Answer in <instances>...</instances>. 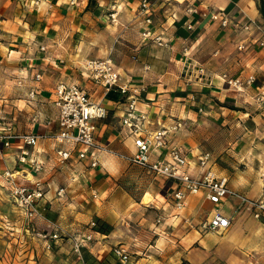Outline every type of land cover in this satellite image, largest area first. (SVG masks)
Wrapping results in <instances>:
<instances>
[{
  "label": "crops",
  "instance_id": "obj_1",
  "mask_svg": "<svg viewBox=\"0 0 264 264\" xmlns=\"http://www.w3.org/2000/svg\"><path fill=\"white\" fill-rule=\"evenodd\" d=\"M72 1L40 0L35 6L33 0H0V131L38 134L37 143L27 148L30 158L43 166L32 172L17 164L21 138L11 139L8 146L0 143L1 198L9 200L1 175L6 168L25 169L29 177L40 179L48 205L45 218L25 219L9 201L26 223L39 225L37 230L49 231L54 221L92 231L94 238L84 250L88 264H121L112 251L117 244L130 251L124 264L264 261L259 252L264 249V223L250 208L234 214L235 197L227 196L219 205L232 216L231 225L222 231L202 230L199 224L215 207L203 193L190 195L174 216L169 193L177 182L108 151L132 148L121 125L124 96L105 92L82 64L85 58L111 57L124 79L144 88L138 107L146 111L151 128L184 122L171 140L188 154L191 173L201 172L197 156L208 151V166L226 175L231 189L256 197L264 186V105L253 97L264 91V0H149L150 24L140 12L141 0ZM113 10L115 21L109 16ZM223 17L228 24H222ZM147 26L170 46L143 40L140 31ZM184 47L194 62L205 66L202 80L188 83L183 76ZM221 73L253 74L255 82L234 91L219 78ZM59 82H77L91 100L107 108L94 131L95 143L107 151L91 150L82 159L74 152L64 164L59 162L57 150L71 147L54 139L59 130L54 104ZM92 154L98 157L96 166L90 165ZM61 186L66 194L59 197L56 190ZM92 219L97 223L93 228L88 224ZM41 243L43 247L33 243L37 259L31 264H81L65 240L51 241L50 248L46 238Z\"/></svg>",
  "mask_w": 264,
  "mask_h": 264
},
{
  "label": "built area",
  "instance_id": "obj_2",
  "mask_svg": "<svg viewBox=\"0 0 264 264\" xmlns=\"http://www.w3.org/2000/svg\"><path fill=\"white\" fill-rule=\"evenodd\" d=\"M33 3L37 6L40 0H33ZM139 9L145 15L144 22L150 24L151 4L149 0H141ZM187 11H192V9L188 8ZM109 16L112 21H115L116 11H111ZM212 17L216 18L217 15L213 14ZM221 22L226 25L229 20L223 17ZM188 27H190L189 24ZM248 27L249 25H245V28ZM140 35L143 40H151L158 46H170L168 39L162 34H155L149 26L144 27L140 31ZM41 49L44 47L41 46ZM186 52L187 48L184 47L183 76L188 83L202 80L203 77L207 76L205 66L194 62ZM82 64L92 80L101 84L105 92L116 91L124 96L125 106L121 116V125L122 129L125 130L126 138H130L132 141V148L129 152H118L108 150L104 146H98L94 138L96 120L106 117L107 108L102 103L91 100L88 92L77 82H59L55 86L56 98L54 100V104L58 108L59 130L54 134V139L71 144L69 148L57 150L58 160L61 164L69 160L74 152L77 158L82 159L92 152L91 150H108L131 164L166 176L179 184L169 193L170 201L175 210L174 216L179 215L186 207L190 195L203 193L205 198L215 205L210 217L199 224V227L205 231H222L231 225L232 216L222 212L219 206L227 196L235 197L238 201L234 208V214L246 207L250 208L254 218L264 220V186L256 197H249L231 189L228 185V177L208 166L211 157V153L208 151L197 156V163L202 168L201 172L199 174L191 173L187 167L190 163L188 154L184 153L180 146L171 140V135H174L184 122L177 120L168 125L151 128L146 111L138 107L139 96L144 88L124 79L111 57L85 58ZM40 77V73L35 74L36 79ZM219 78L223 80L227 88L238 92L251 87L255 82L253 74L230 76L227 73H221ZM29 94L33 96L35 94L34 89H31ZM253 97L258 104L264 105V91H257ZM15 137L21 138L24 143V146L20 148L17 164H25L26 168L32 172L41 171L43 169L42 163L30 158L31 154L27 148V146L37 143L39 135L13 134L8 130L0 131V143L5 146H8L10 140ZM98 162L97 155L92 154L90 165L96 166ZM1 175L6 180L9 200L21 210L25 219L36 216L45 218L44 212L48 205L40 179L29 177L28 171L21 168H6ZM56 193L57 196L61 197L66 194V188L64 186L58 187ZM183 220L194 227L188 217ZM88 224L93 228L97 223L96 220L92 219ZM49 227L50 230L45 234L47 248L51 247V241L65 240L71 246L76 259L81 264H88L84 250L94 238L92 231L85 232L84 226H77L73 230L68 229L54 221L49 222ZM112 251L121 264L129 260L130 251L124 245L117 244L113 246ZM254 264H264V261L259 260Z\"/></svg>",
  "mask_w": 264,
  "mask_h": 264
},
{
  "label": "rangeland",
  "instance_id": "obj_3",
  "mask_svg": "<svg viewBox=\"0 0 264 264\" xmlns=\"http://www.w3.org/2000/svg\"><path fill=\"white\" fill-rule=\"evenodd\" d=\"M258 221L264 223V220ZM38 226L34 220L26 223L17 208L0 195V259L6 261L3 264H11L14 261H16L15 264H31L29 262L31 259H37V247L33 243L38 242L43 247L41 241L44 242L48 231L45 227L37 230ZM25 227H29L30 230H25ZM261 241L264 243V238ZM253 250V252L259 251L258 247ZM259 252L264 256V249Z\"/></svg>",
  "mask_w": 264,
  "mask_h": 264
}]
</instances>
